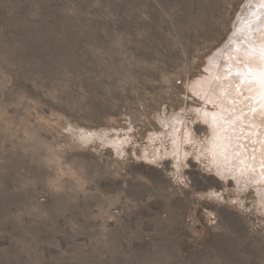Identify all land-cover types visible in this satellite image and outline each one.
<instances>
[{
    "label": "rangeland",
    "instance_id": "obj_1",
    "mask_svg": "<svg viewBox=\"0 0 264 264\" xmlns=\"http://www.w3.org/2000/svg\"><path fill=\"white\" fill-rule=\"evenodd\" d=\"M263 11L0 0V264H264V195L198 91Z\"/></svg>",
    "mask_w": 264,
    "mask_h": 264
},
{
    "label": "bare ground",
    "instance_id": "obj_2",
    "mask_svg": "<svg viewBox=\"0 0 264 264\" xmlns=\"http://www.w3.org/2000/svg\"><path fill=\"white\" fill-rule=\"evenodd\" d=\"M262 20L260 25L244 23L243 30L249 32L254 42L230 46L225 55L215 61V67L198 91L205 101L217 105L213 112L207 111L205 115L213 130V152L218 164L238 181L255 185L264 195ZM261 27L263 31L253 34L254 29Z\"/></svg>",
    "mask_w": 264,
    "mask_h": 264
}]
</instances>
